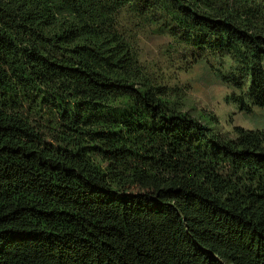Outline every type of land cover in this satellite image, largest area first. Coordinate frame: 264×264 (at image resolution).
<instances>
[{"label": "trees", "instance_id": "obj_1", "mask_svg": "<svg viewBox=\"0 0 264 264\" xmlns=\"http://www.w3.org/2000/svg\"><path fill=\"white\" fill-rule=\"evenodd\" d=\"M200 65L264 115V0H0V264H264V129L187 111Z\"/></svg>", "mask_w": 264, "mask_h": 264}, {"label": "rangeland", "instance_id": "obj_2", "mask_svg": "<svg viewBox=\"0 0 264 264\" xmlns=\"http://www.w3.org/2000/svg\"><path fill=\"white\" fill-rule=\"evenodd\" d=\"M211 67L196 66L188 74L180 76L182 84L188 83L183 85L186 110L198 117L214 118L218 123L217 128L223 132L231 133L237 127L246 130L264 129L262 112H241L230 98L232 90L218 82Z\"/></svg>", "mask_w": 264, "mask_h": 264}]
</instances>
